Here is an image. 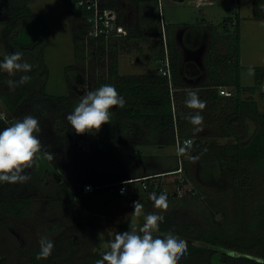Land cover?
I'll list each match as a JSON object with an SVG mask.
<instances>
[{
	"label": "trees",
	"instance_id": "trees-1",
	"mask_svg": "<svg viewBox=\"0 0 264 264\" xmlns=\"http://www.w3.org/2000/svg\"><path fill=\"white\" fill-rule=\"evenodd\" d=\"M12 1L8 0V21L1 30L6 47L9 48L8 44L12 43L15 51H22L24 60L34 65L37 59L44 56V26L28 4H12ZM145 1L148 0H126L125 4H120V0L110 1V5L121 12L128 11L127 5H132L135 16L134 21L127 25L126 35L109 41H86L82 18L73 7L80 19L79 24L71 26L74 58L83 67L89 56L93 61L106 58L105 75L98 81L87 83L90 84L89 90L111 84L125 100L123 108L110 109V123L103 125L106 140L111 137V129H114V134L121 140L128 139V143L134 148L151 144L175 146L177 139H191V148L187 149L185 146L184 155H178V152L174 154V164H167L162 168L159 154L139 151L132 155L124 154L121 143L114 147L109 140L102 145L94 144L85 150V155L90 153L93 160L101 165L100 178L84 176L80 180L77 162L73 158V142L77 134L66 120V116L76 107L75 100L69 94L50 95L44 88L40 90L39 95L25 88L14 91L4 89L0 90V99L7 110L14 113L17 120L26 115L38 119L41 128L38 138L43 145L42 152L46 151L54 156L53 160L45 161L69 189L73 187L75 179L80 180L77 186L73 187L76 195L94 199L102 192L113 199H119L126 196L118 193L119 184L129 179H132L131 182L145 181L146 188L160 194L164 193V187L161 182L154 183L152 178L168 174L177 176L175 182L179 186L191 185V189L184 195H179L176 190L166 192L168 201L205 202L210 205L206 207L208 212L197 218L182 209L168 208L159 214L164 217L159 226L160 234L153 233L154 237L163 238L166 233L172 232L184 238L187 251L180 258L179 264H264V110L259 108L256 99L243 98L246 91L252 94L259 91L260 95H264L261 90L264 85V66L253 67L255 72L252 85H242L239 14L235 16V31L231 30L233 32L228 36V52L225 54L218 51L220 27L213 24L205 53L207 79L196 87L199 98L206 102V107L201 112L203 119L207 118V123L210 124H220L219 132L210 136L230 139L228 142L212 143L207 134L194 135L196 126L192 125L187 117L193 115L196 110L183 104L189 87L184 80L178 41L172 27H166L171 76L161 72L119 73V52L136 46L139 42L136 39L145 34L139 28L137 17L138 8ZM253 17L264 18L262 0H254ZM224 20L230 21L232 16H227ZM31 21L41 27L40 38L32 47L22 46L17 39V33L23 24ZM152 35L158 37L162 34L155 32ZM134 40L136 42H133ZM34 50L35 55L32 54ZM158 55L163 58L160 50ZM76 69L75 64L67 67V71ZM221 89L231 90V95L221 94ZM75 92L80 95L76 90ZM222 101L225 103L221 104ZM42 157L40 155L33 167L25 170V174L30 176L26 183H0V264H10L18 254L5 230L9 226L10 217L21 218L26 213L33 202V193L47 198L45 214L63 215L64 219H69L66 203H70V198L65 195L64 187L59 184L50 169H46L44 174L39 173L38 165ZM189 159H196L200 164L199 173L204 180H212L214 173L211 170L216 169L219 161L223 163L221 179L227 184V193L234 200L233 215L222 212L217 216L216 210L211 207V204L216 205L217 200L208 198L204 183L196 185L191 179L187 165ZM131 160H136L146 170L140 173L138 171L135 176H123V165L129 170L134 169L129 164ZM180 162L182 173L175 172L180 167ZM201 164H207V167H202ZM101 178H106L107 181ZM86 183L98 185L99 188L93 193H86L82 189ZM77 235L80 236V241L77 240ZM88 235L90 234L85 230H73L68 238L61 240H65L64 242L57 243L47 261L38 260L36 256L39 252L32 250L25 264H95V261L102 258L103 253L99 254L97 251L99 242H92ZM7 241L13 246L7 247Z\"/></svg>",
	"mask_w": 264,
	"mask_h": 264
},
{
	"label": "rangeland",
	"instance_id": "rangeland-1",
	"mask_svg": "<svg viewBox=\"0 0 264 264\" xmlns=\"http://www.w3.org/2000/svg\"><path fill=\"white\" fill-rule=\"evenodd\" d=\"M125 1L126 0H120V4H125ZM23 3L28 4L33 12L39 16L44 26L45 46L43 58L37 59L36 63L33 65V71L28 73V75L33 77L32 81L26 85L17 87L15 90L25 88L39 95L40 90L44 88L48 94L53 96L69 94L72 99L75 100L77 106L81 98L80 95H83L85 91V86L87 90L90 88V84L87 85V83L98 81L103 75H105L107 67L106 58L93 61L91 56H89L84 67L76 62L74 58L73 33L71 26L73 24H79L80 19L73 9V0L12 1V4L22 5ZM163 4L165 21L166 19H169L174 21L181 28L186 27L181 30L183 35V38H180L181 42L177 43L181 63L183 64L184 69V80L186 86L188 85L189 87L186 92L189 90L197 91L198 87L196 86L207 79L205 53L210 41V30L213 24L209 23L208 26L205 27V31H196L190 28V24H197L203 19L202 17H206L207 19L214 21V23L221 22L218 24L220 27L218 51L220 54H225L228 52V36L231 34L230 32L235 31V16L239 14L240 49L243 51L241 59L242 83L244 86L252 85L254 83L255 71L253 67L264 65V23L256 21L253 17L254 0H213L212 3H206L203 5H197V0H163ZM263 5L264 0H262V6ZM9 7L10 4L8 0H0V60H3L6 55L15 52L12 43L8 44L9 48L6 47V41L1 31L8 21L7 14ZM127 9L130 11L131 15L128 23L129 25L134 21L135 12L132 5H127L126 10ZM146 10L149 11L151 29H158L161 32L162 27L160 24V15L156 0L142 2L139 11L144 15ZM227 16H232V20H224ZM40 35L41 27L31 21L26 22L21 26L17 33V39L22 46L32 47L39 40ZM155 41L158 42V39H155ZM160 41V52L163 54V58H166V54L168 53L166 50H168V47H165L163 38H161ZM149 43H151V40L144 38L141 42V50H139L141 53L137 51L132 52L131 57L128 56V58L131 59L130 61H126L125 57L121 56L119 66L120 72L131 74L156 71V68L160 63L156 64L154 62H148V58L153 57L151 50L154 49ZM136 45H140V43L137 42ZM149 46L150 49H148ZM35 53L36 50L32 51L33 55H35ZM137 56L140 58V61L135 60ZM73 64H75L77 69L75 71H67V67ZM158 72H160V70H158ZM20 75V73H17L14 76H9L7 73L2 74L1 71L0 90H9L6 81L8 79L18 80ZM230 87L232 88V86ZM75 90L80 95H78ZM260 93L261 92L257 91L252 94L249 91H246L243 93V98L256 99L259 108L264 110V95L262 96ZM222 102L221 104L225 103ZM183 104H185V102ZM15 121H17V118L14 113L7 110L0 99V130L11 125ZM207 121L209 120L204 118L202 125L196 126L194 135L202 136L207 134V136H210L215 132H219V123L210 124L207 123ZM76 136L77 137L73 142V158L77 162V168L79 170V175L81 176L80 180L84 176L100 178L101 165L93 160L90 153L85 155V150L94 144L102 145L109 140H111L114 147H117L121 143V150L124 154L132 155L138 153V151L140 153L159 154L161 156L159 162L162 168L167 164L175 163L174 154L177 152L176 146H159L151 144L141 146L140 148H134V146L128 143V139L121 140L117 137L114 134V129H111L110 139L108 138L106 140V131L104 130L103 125L99 131L93 130V132H86ZM229 139L230 138L222 136H210L209 141L212 143L228 142ZM111 151L112 149L109 150V152ZM129 164L134 169L129 170L127 166L123 165L122 175L125 177L135 176L138 174V171L140 173L146 170L141 167L136 160H131ZM187 165L191 172V179H193L194 183L196 185L204 183L208 192V198L211 200H217L216 205L211 204L213 210H216L217 216H220L222 212L229 216L233 215L234 200L232 196L227 193V184L221 179L223 163L219 161L216 169L211 170L214 173V178L212 180L202 179L199 173L200 164H198L196 159H189ZM201 166L207 167V164H201ZM38 169L40 174H44L46 169H50L58 179L59 184L64 187L65 195L70 198V203H66V208H68L66 212L69 215V219H64L63 215L57 216L56 214H45L44 209L47 203V198L43 195L33 193V202L27 208L26 213L21 218L10 217L9 226H7L5 230L11 238V243H14V247L18 251L14 261L10 264H25L32 250L40 251L39 241L42 237L51 240L55 247L57 243L64 242L65 240H61L68 238L73 230L77 231L78 229L87 231L90 234L88 236H90L92 242L93 240L99 242V248L97 251L99 254H102L108 250V242L114 238L115 232H123L132 228L139 231L144 224V215L149 213L159 215L166 210L154 207V202L149 199V195L154 191L145 187V181H133L128 183L127 192L125 194L126 196L119 199L107 198L104 193H102L101 197L90 199L74 193L73 187L77 186V183L80 180L77 181V179H75L73 181V187L69 189L43 157L38 165ZM176 177L175 174H168L152 178V181L154 183L161 182L162 187H164V193L173 192L179 188V185L175 182ZM101 179L107 181L106 178ZM190 189L191 185L187 184L183 186L182 194L184 195ZM138 200L144 206V215L139 217L133 215V202ZM207 206L210 205L205 202L187 201V203H182L173 200L168 201L167 209H182L198 218L203 213L208 212V209L206 208ZM1 213L0 209V216L2 215ZM157 233L160 234V232ZM76 237L77 240L80 241V236L77 235ZM180 238L184 239L183 237ZM12 244L8 243V241L6 242L7 247H9V245L13 246ZM48 259L49 257L43 260L47 261Z\"/></svg>",
	"mask_w": 264,
	"mask_h": 264
},
{
	"label": "clouds",
	"instance_id": "clouds-1",
	"mask_svg": "<svg viewBox=\"0 0 264 264\" xmlns=\"http://www.w3.org/2000/svg\"><path fill=\"white\" fill-rule=\"evenodd\" d=\"M22 51H15L0 60V71L14 76L20 73L18 80L8 79L6 84L9 90L30 83L33 79L28 73L33 71V65L24 60ZM264 91V85L261 86ZM185 105L189 109L196 110L193 115L187 117L188 121L199 126L203 123L202 110L206 102L199 98L197 91L189 90ZM124 98L111 84H105L95 90L85 91L74 110L66 116V120L77 135L86 132L99 131L104 124L110 123L113 108H123ZM199 130V129H197ZM41 132L37 118L26 115L11 125L0 130V183H26L30 176L25 170L33 167L40 155L46 160H53L54 156L49 152H42L43 145L38 138ZM191 144L187 145V149ZM185 147L178 149V155H184ZM127 183V182H125ZM90 186L86 187V191ZM124 194V190H121ZM149 199L154 202L157 209H167L168 199L166 193L157 195L152 192ZM143 204L138 200L133 202V215H144ZM163 215L149 213L144 215V224L137 231L132 228L123 232H115L114 238L108 242V250L102 254L95 264H179L180 258L187 251V242L172 232L166 233L163 238L153 233L159 231ZM101 235V234H100ZM100 237V236H99ZM40 251L36 258L47 259L54 249V243L42 237L39 241Z\"/></svg>",
	"mask_w": 264,
	"mask_h": 264
},
{
	"label": "built area",
	"instance_id": "built-area-1",
	"mask_svg": "<svg viewBox=\"0 0 264 264\" xmlns=\"http://www.w3.org/2000/svg\"><path fill=\"white\" fill-rule=\"evenodd\" d=\"M110 1L111 0H73V7L81 16L83 21L84 38L86 39V41H89L90 39H94V40L103 39L109 41L111 39L118 38L121 35L127 34V25L131 18L130 11L128 10L126 12H121L118 9H116L114 6L110 5ZM176 1H180V0H176ZM212 1L213 0H197V5L212 3ZM156 3L158 5V10L160 15L162 38L165 43V47H168L166 40L167 30L165 29L166 26L164 23V15H163V10H164L163 0H156ZM168 54L169 52L166 54V58L164 57L161 60L162 65L159 67V70L163 75L171 76L170 60ZM220 92L221 94L226 96L231 95V90L229 89H221ZM189 143H191V139H184V140L177 139L175 145L177 152L180 147H185ZM175 172H180V173L183 172L181 162H180V167ZM131 181L132 179L121 181L118 187V193L120 195L126 194L127 185ZM89 186H90V190L86 191V187ZM98 188H99L98 185L96 186L92 183H86L84 184L82 189L86 193H93ZM182 188L183 186H179V188L176 190L179 195H183ZM122 189L124 190V194H121ZM101 195L102 192H99V197H101ZM106 197L113 199L112 196H106Z\"/></svg>",
	"mask_w": 264,
	"mask_h": 264
},
{
	"label": "crops",
	"instance_id": "crops-1",
	"mask_svg": "<svg viewBox=\"0 0 264 264\" xmlns=\"http://www.w3.org/2000/svg\"><path fill=\"white\" fill-rule=\"evenodd\" d=\"M137 17H138L139 28L145 34L142 37L136 39L137 41H139L140 45H136V46L133 45L132 47H130L128 49H125V50H121L119 52V55H118V70H119V66H120V57L121 56H124L126 61H130L131 59L128 58V56L131 57V55H132L131 53L132 52H135V51L140 52L139 50H141L140 49L141 48V42H142V40L144 38H146L148 40H151V43L152 44L149 43V45H152L153 48H154V49L152 48L153 50H151V53L153 54V57H151V58L149 57L148 58L149 59L148 62H154L156 64L160 63V65L156 68V71H151V72H138V73H131V74L157 73L158 70H159V67L162 65V63H161L162 58H160L159 55H158V51L160 50V44H161V41H160L161 40V36L154 37L152 34L155 33V32H160V30H158V29H151V27H150L151 26V19H149V11L148 10H146L145 11V14L142 15L141 12L139 11V8H138V15H137ZM202 18L203 19L201 21H199L197 24H195V23L193 25L190 24V28L192 30H196V31H205V27H207L209 23H211V24H217V25L221 23L220 21L218 23H214V21L209 20L206 17L205 18L202 17ZM255 20L264 23V18L263 19H256L255 18ZM164 23H165V26L166 27L169 26V27H172L174 29L175 37L178 38V42L180 43L181 42V39L180 38H183V35L181 33V30L183 28H186V27L181 28L174 21L169 20V19L168 20L166 19V21H165V17H164ZM239 25H240V23H239ZM155 39H158V42L154 41ZM136 40H134L133 42H136ZM148 49H150V46L148 47ZM242 54H243V51L241 50L240 51V60L242 59ZM135 60L136 61H140V58L137 56L135 58ZM143 62H144V60H143ZM241 65H242V63H241ZM119 73L120 74H127V73L120 72V70H119ZM241 73H242V69H241ZM241 82H242V76H241ZM242 85H244V84L242 83Z\"/></svg>",
	"mask_w": 264,
	"mask_h": 264
},
{
	"label": "water",
	"instance_id": "water-1",
	"mask_svg": "<svg viewBox=\"0 0 264 264\" xmlns=\"http://www.w3.org/2000/svg\"><path fill=\"white\" fill-rule=\"evenodd\" d=\"M180 1H182V0H180Z\"/></svg>",
	"mask_w": 264,
	"mask_h": 264
}]
</instances>
